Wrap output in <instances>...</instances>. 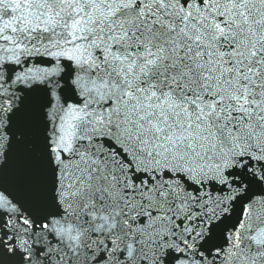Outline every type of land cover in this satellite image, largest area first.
I'll return each mask as SVG.
<instances>
[{"label": "snow or ice", "instance_id": "obj_1", "mask_svg": "<svg viewBox=\"0 0 264 264\" xmlns=\"http://www.w3.org/2000/svg\"><path fill=\"white\" fill-rule=\"evenodd\" d=\"M0 264H264V0H0Z\"/></svg>", "mask_w": 264, "mask_h": 264}]
</instances>
